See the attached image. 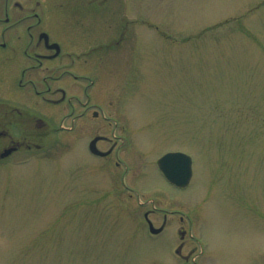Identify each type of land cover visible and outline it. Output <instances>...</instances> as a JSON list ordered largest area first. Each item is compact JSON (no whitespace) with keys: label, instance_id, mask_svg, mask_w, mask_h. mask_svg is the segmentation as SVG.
I'll use <instances>...</instances> for the list:
<instances>
[{"label":"rangeland","instance_id":"rangeland-1","mask_svg":"<svg viewBox=\"0 0 264 264\" xmlns=\"http://www.w3.org/2000/svg\"><path fill=\"white\" fill-rule=\"evenodd\" d=\"M126 5L136 40L106 50L101 84H90L92 103L118 126L95 120L94 108L59 150L0 165V264H184L173 252L181 229L194 264H264V0ZM116 19L111 7L93 16L88 58L117 39L105 28L125 24ZM98 135L127 138L122 169L116 156L104 169L88 164ZM169 151L193 158L185 192L158 167ZM155 207L185 220L153 238L144 214Z\"/></svg>","mask_w":264,"mask_h":264},{"label":"flooded vegetation","instance_id":"flooded-vegetation-1","mask_svg":"<svg viewBox=\"0 0 264 264\" xmlns=\"http://www.w3.org/2000/svg\"><path fill=\"white\" fill-rule=\"evenodd\" d=\"M94 4L108 8V4L121 6L123 1L0 0V162L15 155L23 157L40 152L44 156L59 150L55 134L59 133L60 143H66L72 137L77 119H88L94 108L95 120L113 123L117 128V121H109L103 106L92 103L90 84L99 87L98 77L104 69V55L88 58V26L102 9L97 7L89 12ZM111 11L114 13L115 9ZM119 21L123 22L122 15ZM122 25L111 35L119 34L121 40L101 43V48L109 45L114 48L123 42ZM125 139L101 136L98 149L110 153L97 156L102 164L99 169H104L114 156L118 160L115 165L123 168L118 156ZM8 151L12 153L6 155ZM92 163L93 160L88 164ZM149 213L163 214V222L168 225L174 220H185L181 210L160 213L155 207ZM183 257L190 261L189 257Z\"/></svg>","mask_w":264,"mask_h":264},{"label":"water","instance_id":"water-1","mask_svg":"<svg viewBox=\"0 0 264 264\" xmlns=\"http://www.w3.org/2000/svg\"><path fill=\"white\" fill-rule=\"evenodd\" d=\"M96 141L97 139L92 143V147H94ZM159 166L172 183L181 187L190 183L193 175L192 158L187 154L169 153L159 160ZM149 222L153 233H160L164 229V227L157 229L151 221Z\"/></svg>","mask_w":264,"mask_h":264}]
</instances>
